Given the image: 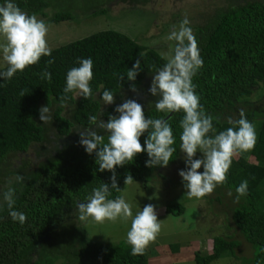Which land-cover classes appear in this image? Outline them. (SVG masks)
Returning a JSON list of instances; mask_svg holds the SVG:
<instances>
[{
	"label": "trees",
	"instance_id": "1",
	"mask_svg": "<svg viewBox=\"0 0 264 264\" xmlns=\"http://www.w3.org/2000/svg\"><path fill=\"white\" fill-rule=\"evenodd\" d=\"M59 1L65 0H15V3L29 15L36 14L46 22L74 19L77 10L52 8ZM112 1H120L127 8L137 5V2L130 3L131 0H105L96 7H87L82 15L87 13L93 17L109 13ZM215 2L209 5L205 16L201 14L196 20L188 18L204 61L193 83L206 113L214 117L217 132L230 126L229 117L239 119L241 109L255 125L254 148L233 158L227 182L220 186L233 192L236 198V188L243 180L249 181L248 193L232 207L231 219L252 249V255L243 258L242 263L264 264V0ZM3 3L4 0H0V4ZM88 57L94 62V76L90 82L94 95L86 100L77 97L76 92L65 94L67 71L78 66L77 58ZM50 59L54 60L52 64L47 63ZM137 59L141 61L142 71L135 81H130L126 74ZM165 62L156 49L118 30L103 29L52 48L51 56L42 57L23 72L18 71L10 80L0 77V169L10 167L9 158H20L13 176L0 175V204H3L0 209V264H51L58 257L63 258L64 264H82L91 259L107 264H148L146 252L134 256L128 243L103 244L93 240L68 217L76 210L77 201L85 200L93 188L104 182L111 183L112 173L98 170L95 153H86L79 144L77 130L89 126L91 115L100 116L103 111L100 119L105 121L109 114L117 115L114 111L117 101L136 99L143 105L146 117L167 118L173 128L177 152L166 167L174 162L185 163L184 153L179 150L182 131L179 121L184 113L166 116L157 112L155 101L158 97L149 92L152 77ZM6 68L7 65L0 71ZM45 69L52 74L51 81L41 78ZM121 74L125 76L123 81L119 79ZM132 84L136 92L131 90ZM104 89L115 93L114 104H103L99 94ZM21 92L25 95L21 96ZM253 93L261 97L251 101L249 96ZM45 105L50 107L52 115V121L47 124L39 119V109ZM147 135L146 132L141 136L142 144ZM32 154L37 158L34 169L28 162L34 158ZM201 155L198 152L196 158ZM148 159L143 152L132 162L117 166L120 189L128 175L133 181H142L144 186L147 182H156V177L161 181L165 179L159 169L166 167H148L145 163ZM21 168L25 173L18 171ZM17 175L23 176L24 181L17 182ZM3 185L6 187L2 188ZM9 187L16 191L15 210L26 214V222L22 225L13 221L3 202V192ZM118 195L120 192L112 190L110 198ZM215 196L220 199V195ZM184 209L182 202L169 203L164 212L178 216ZM48 243L54 246L48 248ZM236 246L234 239L214 236L211 252H194V263L208 264L220 256H234ZM177 248V244L170 246L173 252Z\"/></svg>",
	"mask_w": 264,
	"mask_h": 264
},
{
	"label": "clouds",
	"instance_id": "2",
	"mask_svg": "<svg viewBox=\"0 0 264 264\" xmlns=\"http://www.w3.org/2000/svg\"><path fill=\"white\" fill-rule=\"evenodd\" d=\"M49 25L36 14L29 15L22 10L15 0H4L0 4V52L7 68L0 71V77L10 80L18 71L23 72L28 66L37 64L44 56H51L52 49L48 45L47 35ZM151 35V33H150ZM175 41V47L162 54L166 62L152 77L149 92L158 97L155 101L157 112L166 114L183 112L179 121L180 146L184 153L186 168L179 170L182 182L189 198H203L210 195L217 186L227 182V174L233 158L252 150L257 141L255 125L249 121L243 109L239 119L228 118L230 125L225 130L217 132L214 127V117L206 113L200 103V96L193 83L194 76L203 67L204 61L200 54L198 42L190 27V20L185 17L179 28H173L167 37ZM143 57V54H140ZM54 60H48L52 64ZM78 66L70 68L66 73L65 94L76 92L77 97L91 98L94 93L90 86L93 79L94 62L91 57L77 58ZM142 71L141 61L137 59L127 71V78L135 81ZM42 79L51 81L52 74L45 69ZM125 76H119L123 81ZM103 87V86H101ZM133 92L137 91L135 84L130 85ZM21 92V96H24ZM104 105L115 103V93L104 89L100 94ZM66 98V95H65ZM117 115L109 114L105 121L100 116H89V126L77 130L80 136L79 144L89 155L95 153L98 170L112 173L111 183H102L92 189V193L82 201H77L76 212L81 222L91 218L96 223L115 222L117 219L131 220L127 232V243L131 245L132 255H143L148 246L154 242L162 230L161 219H158L154 204L145 205L133 215V206L123 196L110 198L112 190L120 192L116 168L132 162L134 157L146 152L149 159L146 166H167L177 152L174 147L176 140L173 128L165 117H146L144 107L136 99H125L115 109ZM39 119L47 124L52 121L51 109L48 105L39 109ZM148 133L144 143L141 136ZM107 134V140H105ZM200 158H196L197 153ZM203 168V171L199 169ZM17 182H23L24 177L17 175ZM133 177H125V185L131 184ZM249 181L243 180L236 188V199L248 193ZM229 195H232L229 192ZM3 202L6 203L9 215L13 221L21 225L26 222V214L15 210L16 191L9 187L3 192ZM3 204H0V209Z\"/></svg>",
	"mask_w": 264,
	"mask_h": 264
},
{
	"label": "rangeland",
	"instance_id": "3",
	"mask_svg": "<svg viewBox=\"0 0 264 264\" xmlns=\"http://www.w3.org/2000/svg\"><path fill=\"white\" fill-rule=\"evenodd\" d=\"M104 1L65 0L56 2L52 7L54 10L68 8L77 10L78 13H75L74 19L58 23L46 22L49 25L47 35L49 47L52 49L98 30L115 29L136 39L138 43L144 46L156 49L162 55L169 53L175 47V41H170L167 37L173 28H179L183 17L196 20L201 14L205 16V13L209 12V5L213 2L217 3L215 0H131V2L128 0L130 3L137 2V5L127 8L126 4L120 1H112L109 13L93 17L87 13L82 15L87 7H96ZM152 10L156 13L154 14ZM179 13L181 15L178 17ZM0 42H3L2 37H0ZM5 65L6 62L3 60L2 52H0V68ZM260 97L257 93H253L249 99L255 101ZM120 103L117 101L116 105ZM32 156L34 158L29 159L28 162L29 167L34 169L37 158L33 154ZM249 161H253V158H249ZM19 163V157L9 158L10 167L4 165L6 167L4 168L2 166L0 175L10 178L13 176L14 168H17ZM185 168V163L174 162L164 169H159V173L165 175L163 181L156 177V182L150 181L144 186L142 181L135 180L131 184L124 185L120 191V196L132 204L133 215L149 203L154 204L157 208L162 230L157 239L145 251L148 264H195L194 252L210 253L212 238L218 235L237 241L234 256H220L208 264H247L242 263V259L250 257L252 249L231 219L232 207L237 203L234 193L219 185L205 198H189L182 177L179 175V170ZM18 171L21 174L25 173L23 168ZM1 187L5 188L6 186ZM229 192L232 195H229ZM216 194L220 195L219 200L216 198ZM179 202H182L185 208L182 214L174 216L164 212V207L167 204ZM68 218L75 220V223H78L76 225L80 226L79 229L82 228L86 236L93 240L103 244L127 243L126 237L131 225L130 219L127 221L117 219L115 222L105 221L100 224L89 218L87 222H81L76 210L72 211ZM173 244L178 246L176 252L170 249ZM53 246L50 243L47 245L48 248ZM51 264H64V260L58 257ZM82 264L107 263L91 259Z\"/></svg>",
	"mask_w": 264,
	"mask_h": 264
}]
</instances>
